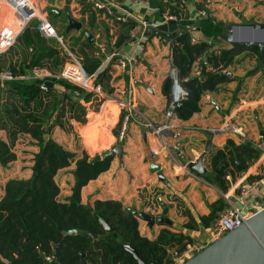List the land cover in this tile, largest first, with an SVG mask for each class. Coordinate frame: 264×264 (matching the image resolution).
Listing matches in <instances>:
<instances>
[{
  "label": "crops",
  "instance_id": "1",
  "mask_svg": "<svg viewBox=\"0 0 264 264\" xmlns=\"http://www.w3.org/2000/svg\"><path fill=\"white\" fill-rule=\"evenodd\" d=\"M117 1L119 9L115 8V11L127 13L126 22H120L104 11L93 8L84 0H38L41 7L47 10L49 19L53 18V25L65 34L67 41L71 43L75 37L74 49L78 47L88 53L83 45L86 37L84 31H88L94 38L92 43L95 50L98 45L103 46L104 52L99 58L98 69L107 70L108 84L112 88L111 95L125 100L132 99L154 123L162 122L164 111L172 96V86L169 96L166 97L162 94V85L173 68L169 54L171 44L178 33L186 30L195 42L205 41L218 48H227L228 45L217 35L219 27L215 25H225L229 22L264 24V0H181L182 13L174 19L166 18L169 14L167 0ZM172 3L171 1L170 4ZM201 9L207 13L199 15L198 11ZM69 16L80 22V28H68ZM141 18L147 19L151 23L150 27L171 34V37L144 36L139 33L132 35L131 29L138 26V20ZM171 19L175 20V23H169ZM47 41V44L51 45V40ZM17 45L19 48H12H15V52L13 50V53L9 51L0 55V65L26 69L22 63L31 60L33 50L20 42H17ZM81 49L79 57L82 60ZM130 55L136 58L130 66L122 69L115 65L117 57ZM44 60L51 61L47 58ZM195 65L192 73L198 74L199 69L196 72ZM225 71L230 73L232 80L219 85L215 91L205 92L200 98L198 112L187 120H180L174 114L171 122L179 136L170 137V132L165 135L163 142L167 149L160 145L149 129L131 125L127 137L120 144L122 155L113 154L108 170L81 188V204L93 207L96 201L113 200L119 201L129 210L146 213H150L147 212L150 210L155 212L156 205H159L155 215L163 213L166 208L164 217L170 221L168 228L172 232L189 236L193 240L192 243L201 248L208 244L212 238L211 226L205 228L199 225L196 229L183 227L188 221L183 211L188 209L194 216L208 215L211 212L210 205L222 198L223 193L231 192L245 179L255 178L259 165L258 156L251 162L245 159V169L241 166L239 170L237 166L233 175H226L228 188L222 192L205 177H212L211 155L216 150L223 149L228 139L236 145L244 143L253 146L259 137H264V63L253 51L241 49ZM51 87V93H41L40 111L52 102L53 97L60 101L59 107L62 106L65 111L58 122L55 110L50 119L45 120L43 127H50L49 138L74 154L69 165L58 169L54 177L60 188L58 200L63 202L71 194L76 160L82 157L84 150L98 147L101 133L109 127V123L107 115L100 111H94L89 119L92 113L88 111L94 104L91 101L85 102L83 93L65 89L58 84L49 86ZM6 107L0 105V121L2 122L3 118L5 124L7 120L3 110ZM34 107H38V101L31 102L27 109ZM81 108L86 111L87 116L80 114ZM73 113L79 114V118L76 119ZM98 114L100 120L96 119ZM226 117L232 118L241 126L244 137L219 129ZM7 129L0 127V139L6 143L9 142ZM208 142L209 151L203 159L206 173H197L199 178L179 174L174 162L167 156L166 150L169 149L182 162L197 159L206 149ZM151 149H157L158 154L149 156ZM38 150L35 139L28 133L17 132L12 146L16 159L6 166L0 164V199L4 195V185L9 179H28L31 176L33 157ZM256 152L258 153L257 150ZM151 163L159 165V169L150 171ZM230 169H233L232 166L227 170ZM159 175L163 178L160 179ZM248 197L259 202L264 199V193H259V190L254 188ZM162 227L164 224L154 223L150 226L144 220L138 219L140 235L149 239H153Z\"/></svg>",
  "mask_w": 264,
  "mask_h": 264
},
{
  "label": "trees",
  "instance_id": "2",
  "mask_svg": "<svg viewBox=\"0 0 264 264\" xmlns=\"http://www.w3.org/2000/svg\"><path fill=\"white\" fill-rule=\"evenodd\" d=\"M180 3L181 0H167L168 13L179 17L182 13ZM34 22L32 20L17 38V42L33 50L31 60L22 65L29 68L46 64L42 63L44 58L58 63L59 50L52 41L51 45L47 44V39L52 38L43 37L36 28V20ZM89 23H92V17ZM222 25L219 23L215 26L220 28ZM191 38L189 31H181L179 39L171 44L169 54L170 64L176 70V79L187 92L180 105L174 109V114L180 120H187L199 111L200 98L205 92L215 91L219 85L232 80L225 70L234 62L238 51L244 49L218 48L205 41L192 42ZM83 45L88 53L81 49L82 64L88 73H93L100 64L99 58L94 57L96 48L86 37ZM251 51L261 59L258 49ZM202 60L205 61L204 64H200ZM195 64H198V74L192 73ZM12 69L23 70L22 67ZM108 80L107 70H103L97 75L96 83L105 92L111 93ZM53 84L83 93L85 102H93L94 111L105 113L109 127L101 133L99 141L104 146L114 139L116 142L121 117L114 102L86 93L62 80H54ZM171 86L172 78L168 76L162 85V94L166 97L169 96ZM0 90L13 93L22 104L21 107L17 104L12 107L7 105L3 110L6 118L12 121L8 129L0 121V127L7 129L9 139L8 143L0 139V164L5 166L16 159L12 146L17 132L28 133L39 147L33 157L31 176L28 179H9L4 185V195L0 199V264H139L124 245L132 247L145 264H168V250H181L187 243L193 242L189 236L172 232L165 224L153 239L140 235L137 216L132 210L124 208L119 201H96L93 207L81 204V188L108 170L112 155L90 162L96 154L92 155L91 150H84L82 157L76 160L71 194L63 202L59 201L60 188L54 177L58 169L69 165L74 154L63 149L51 138L43 145V134L50 132V127H43V124L55 110L59 122L65 109L59 107L60 101L53 97L52 102L40 111L41 93H51L52 87L41 91L38 82H7L0 86ZM36 101L38 107L27 109L31 102ZM79 112L86 114L83 108ZM73 116L79 118V114L73 113ZM257 156L253 146L244 143L236 145L228 139L223 149H218L211 155L212 177H205L225 192L228 188L226 175H233L237 168L235 159L245 169V159L251 162ZM229 166L233 168L231 171L227 170ZM217 167L219 168L216 171ZM224 206V201L220 198L210 205L211 212L208 215L194 216L188 209L183 211L188 217L183 227L196 229L201 225L209 228L217 212ZM99 218L106 219L113 231L106 233ZM72 228L76 229V233H63V230ZM92 235L97 237L93 238Z\"/></svg>",
  "mask_w": 264,
  "mask_h": 264
},
{
  "label": "built area",
  "instance_id": "3",
  "mask_svg": "<svg viewBox=\"0 0 264 264\" xmlns=\"http://www.w3.org/2000/svg\"><path fill=\"white\" fill-rule=\"evenodd\" d=\"M84 1L93 8L102 10L107 15L115 17L117 20H120V22H126L128 19L127 13H117L115 11V8L119 9V3L117 0ZM3 8L6 9L11 16V24H0V55L6 53L15 42H17L20 33L32 22V20H36V28L43 37L54 38L58 41V44L63 46V39L58 35L55 27L50 22L47 10L42 7L38 8L34 0H0V17L3 15ZM198 13L199 15H205L207 12L201 9ZM166 18L174 19L176 16L175 14H168ZM150 25L151 23L148 22L147 19L141 18L138 20V26L131 29V34H141V31L146 27H150ZM191 41L195 42V39L191 38ZM64 49L67 54V60H65L56 70L48 64L31 66L22 71H14L11 67L0 66V86L13 81L26 84L38 82L41 91H47L49 86L46 85V82H51L53 85L54 80H62L71 85L77 86L86 93L111 100L117 105L120 111L121 123L116 136V142L119 144H121L127 137L131 125L149 129L164 149L166 148L163 142L165 135L170 132V137L173 136L176 138L179 136V132L175 131L174 125L171 122L174 117L173 103L175 101L183 100L186 97L187 92L181 87L177 79L174 78L173 73L170 72V77L172 78L171 99L164 111L162 122L154 123L136 106L132 99L125 100L115 98L111 93L105 92L103 88L96 83L97 75L103 70L97 69L93 73H88L82 64L81 58L71 52L68 48L64 47ZM103 52V46L98 45L97 50L94 52V57L101 58ZM135 60L136 58L134 55L117 57L115 59V65L124 69L130 66ZM197 69L198 64L195 65L196 72ZM219 129L222 132L244 137V132L241 126L230 117L224 118ZM253 147L258 151L259 160L256 177L251 180L245 179L231 192H225L222 194L225 206L211 223L210 232L212 238L220 237L228 231L235 229L246 219L264 208V199L257 202L254 198L248 197L249 193L254 188L258 189L259 193H264V137H259L256 142L253 143ZM166 151L168 158L174 162L179 174H187L199 178L196 172H192V170L189 169L187 162H182V160L174 155L169 149ZM157 154V149H151L149 152V156H155ZM197 159L191 160L190 162L195 163ZM151 213L152 215L155 214L153 211H151ZM137 218L141 219L139 216H137ZM200 248L201 247L196 243H187L181 250L172 248L168 250V264H180Z\"/></svg>",
  "mask_w": 264,
  "mask_h": 264
},
{
  "label": "water",
  "instance_id": "4",
  "mask_svg": "<svg viewBox=\"0 0 264 264\" xmlns=\"http://www.w3.org/2000/svg\"><path fill=\"white\" fill-rule=\"evenodd\" d=\"M241 16V14H238ZM68 28H80V22H77L73 17H67ZM169 23H175V20H169ZM90 43L94 42V38L88 31H84ZM144 36L158 35L165 38H170L171 34H166L165 32L158 30L153 27H146L141 31ZM222 41H224L228 47L236 48L242 47L247 50L258 49L261 55V62L264 63V24L257 22L250 23H235L229 22L221 26L217 34ZM179 39V33L175 36L174 40ZM204 62L202 61L201 64ZM171 73L174 74L176 79V70L172 68ZM228 75L229 72L226 71ZM46 85L52 86L51 82H46ZM181 101H175L173 103L174 109L180 105ZM49 139V134L45 132L43 134V145ZM209 151V142L204 152L199 155L195 163L186 160L190 170L195 171L200 175L206 173V168L203 164V159L205 158L207 152ZM116 154L117 156L122 155V145L115 144L111 149L103 151L101 154H96L90 159V162H96L107 156ZM238 169L241 170V165L236 161ZM217 167L216 170H218ZM159 169V165L155 163L150 164V171L155 172ZM162 179V175H159ZM167 213V209H163L162 216L156 218L146 212H135L133 214L141 217L150 226L154 223L158 224H170V221L164 217ZM101 225L106 233L113 231V228L108 224L107 220L104 218H99ZM58 229H61L58 227ZM64 234L76 233V229L72 228L70 230H63ZM96 238L97 235H92ZM109 236H106L108 239ZM118 240V239H117ZM124 248L130 252L139 264H145L138 257L136 251L128 245H124ZM180 264H264V208L259 212L255 213L243 223H241L235 229L228 231L220 237L211 238L210 242L192 254L190 257L185 259Z\"/></svg>",
  "mask_w": 264,
  "mask_h": 264
},
{
  "label": "rangeland",
  "instance_id": "5",
  "mask_svg": "<svg viewBox=\"0 0 264 264\" xmlns=\"http://www.w3.org/2000/svg\"><path fill=\"white\" fill-rule=\"evenodd\" d=\"M35 2H36V5L38 6V8H40L41 7V5L40 4H38L39 2H38V0H34ZM40 5V6H39ZM33 22H34V20H33ZM50 22H52V24H54L53 23V18L52 17H50ZM0 23L1 24H11V16L8 14V12H7V10L6 9H4L3 8V15L0 17ZM35 23V22H34ZM54 27H55V25H53ZM63 27V26H62ZM64 28V27H63ZM55 30H56V32L58 33V35H60L61 37H62V39H63V46L61 45V44H58L57 42H56V40L54 39V38H52V43L57 47V49L59 50V52H60V54H59V59H58V63H55L54 61H46V60H43L42 61V63H46V64H48V65H50L54 70H56V69H58L61 65H62V63H64V61L65 60H67V54L65 53V49H64V47H66V48H68L71 52H73L75 55H77L78 57H79V50L81 49V48H79L78 49V47H75V49L73 48V46L76 44V39H75V37L74 38H72V40H71V43H69L68 41H67V39H66V36H65V34H63V33H61V31H59L56 27H55ZM14 46H17V48H19L18 47V45H17V42H15V44L7 51V52H9V51H11L10 53H13V52H15V48L14 49H12ZM73 48V49H72ZM14 50V51H13ZM13 51V52H12ZM6 52V53H7ZM5 54V53H4ZM1 67H2V65H0ZM0 105L2 106V107H5V106H7V105H11V107L12 106H16V104H18L20 107H21V101L18 99V97L16 96V95H14L13 93H10V92H8V91H3V92H0ZM89 113H92V114H94L95 112H94V106L92 107V108H90V110L88 111ZM3 113H6V112H3ZM7 115H9V113L7 114ZM85 116H87V114L85 115ZM83 118V117H82ZM86 118V117H85ZM5 119L7 120V122H6V124H5V121H4V119L2 118V123H4L6 126H9L10 125V121H12L11 119H7L6 118V115H5ZM89 119H90V117H89ZM96 119H98V120H100V115L98 114L97 115V117H96ZM82 120H84V119H82ZM86 120H88L87 118H86ZM65 130H67V128L65 129ZM87 140H88V137H87ZM112 143L115 145V144H119V143H116L115 142V139L114 140H112V142H109V143H105V146L104 145H101V143H100V141L98 142V147L96 148V149H92L91 150V154L92 155H95V154H101L103 151H105V150H107V149H111V147H113L112 146ZM6 166V165H5ZM157 207L154 209L155 210V214L156 213H158L156 210L158 209V206L159 205H156ZM151 211H153V210H150V211H147V212H150L149 214H151L152 215V213H151ZM154 212V211H153ZM154 214V216H160L162 213L160 212L159 213V215H155ZM140 219V218H139ZM141 220V219H140Z\"/></svg>",
  "mask_w": 264,
  "mask_h": 264
},
{
  "label": "bare ground",
  "instance_id": "6",
  "mask_svg": "<svg viewBox=\"0 0 264 264\" xmlns=\"http://www.w3.org/2000/svg\"><path fill=\"white\" fill-rule=\"evenodd\" d=\"M113 102V101H112ZM115 104V103H114ZM116 105V104H115ZM116 107H117V105H116ZM118 108V107H117ZM92 116H93V114H91V115H89V117H90V119L92 118Z\"/></svg>",
  "mask_w": 264,
  "mask_h": 264
}]
</instances>
